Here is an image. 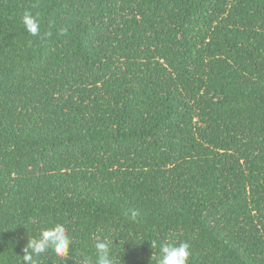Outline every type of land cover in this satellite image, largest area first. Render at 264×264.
Returning <instances> with one entry per match:
<instances>
[{"label": "trees", "instance_id": "1", "mask_svg": "<svg viewBox=\"0 0 264 264\" xmlns=\"http://www.w3.org/2000/svg\"><path fill=\"white\" fill-rule=\"evenodd\" d=\"M57 223L35 264H264V0H0V264Z\"/></svg>", "mask_w": 264, "mask_h": 264}, {"label": "clouds", "instance_id": "2", "mask_svg": "<svg viewBox=\"0 0 264 264\" xmlns=\"http://www.w3.org/2000/svg\"><path fill=\"white\" fill-rule=\"evenodd\" d=\"M22 23L25 30L32 36L40 34V21L31 11L25 10L22 15ZM152 247L155 246V241ZM72 238L63 224H55L50 228H44L39 235L28 238L24 248L23 264H35L34 256H40L51 250L56 256L63 259L68 257L72 250ZM96 259L95 264H117V257L113 253L111 243L106 238L95 242ZM191 256L190 245L187 242L159 245L158 264H189ZM83 264H92L85 258Z\"/></svg>", "mask_w": 264, "mask_h": 264}]
</instances>
